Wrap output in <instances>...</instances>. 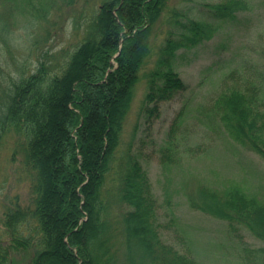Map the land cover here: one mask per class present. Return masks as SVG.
I'll list each match as a JSON object with an SVG mask.
<instances>
[{
  "label": "trees",
  "instance_id": "16d2710c",
  "mask_svg": "<svg viewBox=\"0 0 264 264\" xmlns=\"http://www.w3.org/2000/svg\"><path fill=\"white\" fill-rule=\"evenodd\" d=\"M83 25V37L62 64L39 53L34 70L23 71L0 97V133L8 123L29 135L25 161L34 170L33 206L7 208L2 219L7 243L0 239V264L10 251L33 247L28 264H118L101 246L106 209L101 199L123 120L139 71L150 53V34L169 0H98ZM55 0H1L4 15L27 16L41 24ZM241 0L206 6L209 17L234 18ZM6 9V10H5ZM6 13V14H5ZM172 27L146 72L142 111L147 127L158 116L160 102L186 87L175 70L177 51L201 43L212 25L186 12L171 10ZM2 24L0 29H2ZM77 24H74V28ZM4 36L0 40L5 41ZM254 73L229 71L196 118L209 129L232 137L264 159V89ZM263 94V95H262ZM195 112V113H196ZM178 112L160 148V162H175L179 152L168 145L182 125ZM184 135V134H183ZM117 196L122 212L125 261L128 264H198L193 256L165 241L157 222V199L140 160L122 158ZM190 206L225 220L236 233L244 228L264 242V201L236 185L222 191L199 187ZM173 220V210L169 207ZM34 221L35 232H26ZM184 234V233H183ZM100 242V243H99ZM192 243L191 238L188 240ZM188 245V244H187ZM189 248V245H188ZM106 259V261H104ZM245 264H264V246L244 249Z\"/></svg>",
  "mask_w": 264,
  "mask_h": 264
},
{
  "label": "rangeland",
  "instance_id": "374dc122",
  "mask_svg": "<svg viewBox=\"0 0 264 264\" xmlns=\"http://www.w3.org/2000/svg\"><path fill=\"white\" fill-rule=\"evenodd\" d=\"M223 0H169L150 34V53L140 68L132 89V98L123 120L118 145L102 188L101 199L106 210L101 246L114 251L125 261L126 246L122 212L127 205L118 200L116 188L122 158L135 155L146 170L152 192L157 199V222L162 238L193 256L198 264H245L244 249L264 246V242L244 228L232 233L225 220L190 206L188 198L199 187L222 191L236 185L246 194L264 201V159L225 133L214 131L196 118L197 106L208 101L229 71L254 73L264 89V0H241L245 7L234 18L209 17L206 6ZM54 10L45 22L31 28L27 16L0 15V97L23 71L34 70L41 52L49 61L60 64L83 37V25L98 6V0H55ZM212 25L209 36L201 43L177 51L175 70L186 87L170 99L160 102L158 116L147 127L142 111L146 92V72L153 67L158 49L172 27L171 10ZM6 10V9H5ZM4 6L0 0V13ZM6 14V13H5ZM74 24H77L74 28ZM3 38V39H4ZM264 92V91H263ZM263 95V94H262ZM180 112L182 122L176 129L177 140L167 143L179 152V158L168 165L160 162L167 130ZM196 112V113H195ZM184 134V135H183ZM29 135L8 123L0 133V239L3 233V211L7 208L32 207V184L35 172L25 161ZM173 210V220H170ZM34 221L26 222V232H35ZM184 233V234H183ZM191 238L192 243L188 240ZM100 243V242H99ZM189 248H188V245ZM33 247L11 250L6 264H28ZM106 261V259L104 260Z\"/></svg>",
  "mask_w": 264,
  "mask_h": 264
}]
</instances>
